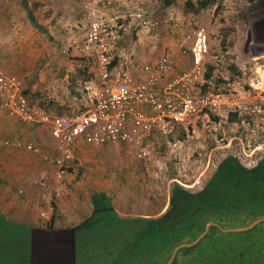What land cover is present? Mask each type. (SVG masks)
<instances>
[{
	"label": "rangeland",
	"instance_id": "374dc122",
	"mask_svg": "<svg viewBox=\"0 0 264 264\" xmlns=\"http://www.w3.org/2000/svg\"><path fill=\"white\" fill-rule=\"evenodd\" d=\"M27 1L34 6L31 8L34 17L33 28L24 25L25 22H28L21 6L24 0H0V22L7 26V30H11L13 27V31H16V28L21 27L20 32L26 35L18 42V57L14 59L13 72L9 73H12L10 75L13 76L17 75L23 82L31 100L35 104L43 106L51 114L69 115L77 113L82 107V96L88 86L86 77H94V73L90 74L91 71L86 67L87 64L82 62L83 57L78 56V51H68L73 44V37L79 34L76 32L74 24L71 23L69 15H76L78 10H59L58 4L56 7H48V0ZM73 1L76 0H70L72 6ZM187 1L197 2L199 0H175V3H171V0H167L166 3H161L159 0H137V5L130 6L128 9L132 12L138 9L154 11V15L159 18L162 17V19L173 18L171 14H177L176 17L181 25V30L176 31L173 24H164V22L157 29L127 27L126 31L122 33L120 48L116 56L119 65H124L119 67L125 68L136 62L140 63L142 61L140 56L144 54L151 58L146 62L172 55L175 49L178 50L182 35L187 33L192 26H195L196 28H204L210 38L211 54L208 57L207 68L213 67L215 71L211 80V89H208L207 92H224L229 98L237 93V96L235 94L236 97L232 98L243 101L255 97L254 94L249 95V90H247L252 79V74L246 72L251 68L250 64L244 63L246 68L243 74L244 79L233 75L229 68L237 60V55L234 54V49L227 48L228 51L224 53L221 48L225 38L232 41L235 37L239 40L246 33L243 23L240 25H234V23L242 21L243 13L249 11L254 0H218L215 7L199 15H195L186 9L185 3ZM124 3L125 0L122 1L121 5ZM62 4L66 5V1H63ZM42 7L45 9L48 7V10H40ZM28 8L26 3L25 9L28 10ZM114 13L112 16L115 15ZM73 19L74 23L78 22L75 16ZM63 21L69 23L66 27L68 36H63L58 27V24L63 23ZM15 47L16 42H13V50ZM87 66L89 67V64ZM92 67L94 68L93 65ZM224 67L230 73L227 70L224 71ZM219 79L227 80L230 83L218 85L216 80ZM235 87L240 91H236ZM71 96L75 100L70 104L66 97ZM59 98L60 101L57 100ZM1 112L2 109L0 108V115ZM210 114L209 117L198 119L191 127L163 125L148 140L146 144L148 154L144 158H139L134 151L125 146L104 147L105 149L99 147L101 148L99 151H97L98 148H95L93 153L86 152V156L79 157L74 164L73 172L69 171L66 176L74 179L73 176L78 174L80 169L85 170L80 182L74 181L78 184L71 185V187H69L70 183L66 184V191L63 194L66 199V213L69 216L80 212L88 214L92 209L94 199L99 194H109L115 207L118 210L122 209L126 215L131 216V219L158 220L169 210L171 192L175 183L190 192H198L203 189L218 170L219 165L230 155H236V158L241 159L247 168H254L262 159L264 160V152H260L263 150L252 148L249 153L246 149L248 147L243 146L241 140L236 137V142L234 141V136L237 135L238 131L247 132L248 126L243 123L229 126L230 117L225 111ZM246 140L249 142L251 138ZM52 184L53 181L49 185L52 187ZM99 216L101 215L98 214L95 219L97 220ZM108 221L111 222V217L105 219L104 226L109 223ZM262 224H264V215L247 217L243 222L230 219L225 221L223 225L218 221H213L205 226V230L199 237L192 239L189 243L185 242L170 248L167 251V257L162 260L161 264H172L176 260V256L177 264H218L216 259L221 253L219 254L210 244L202 245L191 256H184L178 252L182 248L193 247L198 239L207 234L208 226H216L226 234H237L246 233ZM98 227L97 224L93 228L91 224L90 227L83 229L82 233L89 232L88 237L90 236V239L86 242V249H90V251L86 253V249H83V245L78 239L77 257L79 264H87L86 256L90 264H107L106 259L111 249L104 259L105 257L98 256L97 248H100L101 245L111 248L112 245L111 243L106 244L104 241L101 244L97 231L102 228ZM120 228L123 229V224L118 226L112 224L109 229L119 230ZM127 228L129 227L127 226ZM143 229H140L141 233ZM118 235L120 236V234ZM118 235L115 233L114 239H117ZM249 236L251 237L248 239L249 242L256 240L252 235ZM218 237L219 233L212 240ZM82 242L85 243V241ZM114 242L116 245L115 240ZM120 244L113 246L114 249L111 251L115 253L117 251L115 247H119ZM237 250V253L241 255V249ZM258 250L253 246L252 252L257 253L254 263L257 262ZM259 253L264 254V252ZM81 256H83L82 262ZM140 259H131L126 264H142ZM228 260H231V257ZM156 263L157 260L153 264Z\"/></svg>",
	"mask_w": 264,
	"mask_h": 264
},
{
	"label": "built area",
	"instance_id": "2783aa9c",
	"mask_svg": "<svg viewBox=\"0 0 264 264\" xmlns=\"http://www.w3.org/2000/svg\"><path fill=\"white\" fill-rule=\"evenodd\" d=\"M115 1L79 0L85 33L73 39L68 51L77 50L97 73L87 90L84 111L68 116L46 112L29 101L20 79L6 73L0 64V108L26 124L48 128L53 148L47 153L33 144L23 145L19 140L1 137L0 144L24 149L56 168L57 182L51 197H61L65 189L63 180L84 145L125 146L144 158L148 154L146 144L157 129L163 125L191 127L208 113L238 114L249 127L243 135L245 139L251 138L244 144L248 152L252 148L264 152V104L231 101L226 94L202 89L211 54L210 38L204 28L192 26L181 37L180 51L192 58L191 69L181 76H171L174 61L170 56L128 68L113 66L127 27L157 29L164 22L181 30L173 18H159L154 11H117L112 16L111 5ZM40 185L46 186L44 182Z\"/></svg>",
	"mask_w": 264,
	"mask_h": 264
},
{
	"label": "crops",
	"instance_id": "0c3cea01",
	"mask_svg": "<svg viewBox=\"0 0 264 264\" xmlns=\"http://www.w3.org/2000/svg\"><path fill=\"white\" fill-rule=\"evenodd\" d=\"M53 1L54 0H48L47 6L56 7V4H58L59 10H64V9L78 10L76 11V15H69V19L71 20V23L74 24L73 26L74 28H76V32L79 33L77 36L78 37L82 36L85 33L84 30L85 23L80 14L79 0L73 1V6H72V2L70 3V0H56V2ZM63 1H66V5L62 4ZM122 1L123 0H116L115 2H113V4L111 5L112 8V10L110 11L111 14L114 13L115 11L122 13L130 12L131 10H129L128 8H130V6L134 7L135 5L138 4L136 3L137 0H125L124 5H121ZM26 3L29 6L28 10L25 9ZM171 3H175V0H171ZM21 6L25 11L24 12L26 16L25 19L28 21L27 23L25 22L24 25L33 28L34 17L31 8H34V6L32 5V3H28L27 0H24V2L21 3ZM250 6L251 8H249V10L256 7L254 18H251L249 21L248 19L249 11H248L243 13L241 22L234 23V25L237 24L240 25L241 23H243V26L246 29V33L243 34V37L239 40L234 37L232 41L229 38H225L222 43L226 42L228 48L229 47L231 48V46H229L230 43H232L233 40H236L234 46L231 48L234 49V54L237 55V60L232 65L237 69V73L235 75L241 77V79H244L243 74L246 71L244 63L250 64L251 68L246 72L252 74L251 76L252 79L250 78L251 79V82L249 84L250 87H248L247 90H249L248 91L249 95L254 94L256 96L247 99V101H243L232 98L235 96V94L237 96V93H234L230 98V100L241 101V103L260 102L264 104V83H263L264 82V0H254ZM48 7L47 9L42 7L40 8V10H48ZM176 15L177 14L174 13L171 14V16L173 17V21L175 23H179ZM73 16L76 17L78 22L74 23ZM13 22L15 23V21ZM3 25L4 24L0 22V64L6 73L12 74L9 72H13V64L15 63L14 59L18 57L17 54L18 42H20L19 40L23 39V36L25 34L20 32L21 27H18L16 28V31H13V27L11 28V30H7V26L6 25L3 26ZM68 25L69 23L67 21H63V23L58 24L60 32L63 36H68L67 33L68 29L66 28ZM234 29L236 30L235 27ZM77 36L73 37V39L76 38ZM13 42H16V47L14 48V50H13ZM119 48L114 55V62H113V64L116 63L113 66H117V67L124 66L121 64L119 65V62L116 60V56L118 54ZM221 48L222 50H224L223 47ZM77 53L79 54L78 56L83 57L82 54H80L79 52ZM169 56L174 61V71L171 74V76L174 77L181 76L191 69V65H192L191 55H184L180 51V47L178 48V50L175 49L174 53ZM140 58L142 60L141 62L143 63L141 62L140 63L136 62V63L146 64V63L155 62V61L146 62L148 60H151V58H148L147 54L141 55ZM85 60L87 59L83 57L82 62H84L87 65L89 64V67L87 65L86 67L91 71L90 74L94 73L93 74L94 77L93 78L90 76L86 77V80H88L87 81L88 83L86 82L88 86L85 88L84 94L82 96V104H81L82 107L80 108L79 111H77V113H80L87 108V102H86V96L88 94L87 90L88 88H90V85L97 76L95 68L92 67V64H90L88 60L87 62H85ZM231 67L229 68V71L232 73ZM125 68H128V66ZM226 70L227 69L225 68L224 71ZM229 71L227 70L228 73H230ZM211 80L207 81L206 79V82L204 83L202 88L205 92H207L208 89H211L210 87L212 85ZM220 81L221 79L216 80V83L218 85H226L230 83L229 81L226 80L227 81L226 83L220 84L219 83ZM234 85L235 84H233V86ZM22 86L24 93L29 99V101L35 104L31 100L29 93L25 90L23 82H22ZM235 90L237 91L238 89H236L235 87ZM238 91H240V89ZM222 94L225 93L223 92ZM77 97H79V95H77ZM66 99L68 100L67 102L70 104L73 103L75 100L73 96L66 97ZM57 100L60 101V98ZM51 102H53L52 99ZM37 106L43 108L46 112L51 114V112H49L43 106L39 104ZM69 115H73V114H69ZM210 115L211 114H208L202 117H209ZM59 116H68V115H59ZM228 116L230 117V114ZM239 120L242 121L240 117ZM240 121L238 123H240ZM0 137L2 140H7V141L19 140L23 145L33 144L47 153L52 152V148H53V141L50 136V131L48 128L38 125L26 124L22 122L19 117L10 115L3 110L0 115ZM99 149L101 148H98L97 151H99ZM103 149L105 148L103 147ZM95 150L96 149L94 147L84 145L81 148V150L77 153L75 160L71 163L69 171L71 173L73 172L72 168L76 163V161L79 159V157H85L86 152L90 151L91 153H93L95 152ZM232 157L234 156L232 155ZM240 162L245 166V164L242 161ZM82 172H83V175L81 177L82 179L85 174L84 169H80L78 174H75V176H73L75 177L74 179L69 178L70 176L66 177L68 175L67 174L65 176L66 178L63 180L65 184V189L63 190L61 197L59 198L51 197L54 193V189L56 187V182H57L56 168L46 163L42 159V157L29 153L24 149H18L13 146L7 147L5 145L0 144V218L3 217L8 222L13 223L14 227L25 228L23 230L28 234H31L29 236L31 237V239H29L30 244L28 250L30 264H37L40 261L57 259L48 256H60V260L58 262L59 264H62L64 258H68L67 262L69 261V263L71 262V264H76L74 249L72 248L74 228L80 226L87 219L93 216L94 203L92 204V209L88 214L86 213L82 214L80 212V213H74L69 216L68 213H66V209H65L66 199L65 197H63V194L66 191L67 183H70L69 187H71V185L78 184V183H74L75 180H77V182H80L81 179H79L78 177ZM52 177L55 178L53 179ZM50 178L51 180H49ZM52 181L53 184L51 187V185L49 184ZM42 182L46 184L45 187H42L40 185ZM107 197L111 199L109 194H107ZM112 205L114 206L115 211L121 218L127 219L131 217L126 215L122 211V209L118 210L113 202ZM55 214L59 217L53 225L55 230L49 231L50 230L49 223L52 222Z\"/></svg>",
	"mask_w": 264,
	"mask_h": 264
},
{
	"label": "trees",
	"instance_id": "16d2710c",
	"mask_svg": "<svg viewBox=\"0 0 264 264\" xmlns=\"http://www.w3.org/2000/svg\"><path fill=\"white\" fill-rule=\"evenodd\" d=\"M159 1L161 3L167 2V0ZM217 3L218 0L187 1L185 7L191 13L199 15L215 7ZM235 42L236 40H233L229 46L232 48ZM222 47L223 51L226 52L227 43H222ZM231 69L232 74L235 75L237 69L234 66ZM214 71L213 67L208 68L207 81L213 78ZM226 82L221 80L219 83ZM239 121L238 114H230L229 126H234ZM242 122L243 119L240 123ZM245 133L244 131H238L237 135L234 136V141L236 142V137L239 140L243 139L244 146L247 142L243 137ZM233 156H229L219 165L218 170L201 191L190 192L175 183L171 192L169 210L158 220L144 219L142 221L140 219L121 218L115 211L112 200L105 194H99L93 201V216L74 228L72 248L74 249L75 263L79 264L77 257L78 239H80L83 249H86V242L89 241L90 236L88 237L89 232H82L83 229L90 227L91 224L93 228L97 224L102 228L97 231L101 244L104 241L106 244L111 243L112 245L111 248L102 245L100 248L98 247V256L106 259L108 251L114 249L113 246L122 244V246L120 244L119 247H115L117 250L115 253L110 250L107 257L108 262L106 259L107 264H126L127 261L135 258H141L142 264H153L155 260H157L156 264H161L162 260L167 257V251L170 248L177 247L185 242L189 243L192 239L199 237L202 231L205 230V226L213 221H218L223 225L225 221L230 219L236 220V222H243L247 217L263 216L264 160L262 159L254 168H247L241 164V159H237L236 155ZM82 175L83 172L78 178L81 179ZM98 214L101 216L96 220L95 218H97ZM109 217H111V222L108 221L109 223L104 226L107 222H105V219ZM58 218L55 214L54 219L49 223V231L55 230L53 225ZM112 224L117 226L123 224V229L110 230L109 228ZM135 227H137L136 230ZM142 228L144 229L141 233L140 229ZM23 229L25 228L14 227L13 223L8 222L3 217L0 218V264H30L28 250L29 239H31L29 236L31 234H28ZM115 233L117 235L120 234L117 239H114ZM217 233H219V237L212 240ZM249 235L255 237L256 240L249 242L248 239L251 238ZM82 241H85V243ZM129 244L132 245L129 246ZM204 244H210L219 254L221 253L220 255L218 254L219 257L216 259L218 264H264V254L259 253L264 252V224L246 233L237 234H226L216 226L210 227L208 233L198 244L191 248H182L178 253H182L184 256H191ZM253 246L259 249L256 263L254 261L257 253L252 252ZM237 249H241V255L237 253ZM88 251L90 249H86V253ZM48 257L57 259L40 261L37 264H59L60 256ZM230 257L232 261L228 260ZM67 259L64 258L62 264H71V262H67ZM258 259L260 260L258 261ZM82 261L83 256H81ZM86 262L90 264L87 256ZM177 263L178 259L176 256V260L172 264Z\"/></svg>",
	"mask_w": 264,
	"mask_h": 264
},
{
	"label": "water",
	"instance_id": "95a60500",
	"mask_svg": "<svg viewBox=\"0 0 264 264\" xmlns=\"http://www.w3.org/2000/svg\"><path fill=\"white\" fill-rule=\"evenodd\" d=\"M255 9H256V7H254V8H252V9L249 10V14H248V15H249V17H248L249 21H250L251 18H254V16H255V11H256ZM210 227H211V226H208V227H207V229H206V233L209 231ZM205 235H206V234H205ZM205 235H203L200 239H198V241L195 243V245L198 244V242H199L202 238H204Z\"/></svg>",
	"mask_w": 264,
	"mask_h": 264
},
{
	"label": "bare ground",
	"instance_id": "6f19581e",
	"mask_svg": "<svg viewBox=\"0 0 264 264\" xmlns=\"http://www.w3.org/2000/svg\"><path fill=\"white\" fill-rule=\"evenodd\" d=\"M261 77H262V75H261ZM264 83V82H263Z\"/></svg>",
	"mask_w": 264,
	"mask_h": 264
}]
</instances>
